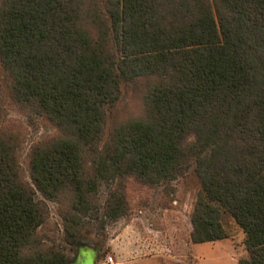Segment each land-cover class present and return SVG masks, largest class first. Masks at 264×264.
<instances>
[{
	"label": "trees",
	"instance_id": "trees-1",
	"mask_svg": "<svg viewBox=\"0 0 264 264\" xmlns=\"http://www.w3.org/2000/svg\"><path fill=\"white\" fill-rule=\"evenodd\" d=\"M106 3L111 24L95 42L83 28L86 0L0 6V56L15 96L66 134L34 152L37 189L47 197L73 192L80 209L99 182L173 179L194 163L202 190L192 243L227 238L224 211L246 235L250 259L240 264H264V0ZM111 30L118 61L105 48ZM140 77H154L145 118L118 127L99 155L106 108L119 100L123 81ZM87 153L101 167L92 177L83 168ZM122 206L118 199L113 214ZM46 214L0 140V264H69L40 237ZM65 221L75 238L81 218Z\"/></svg>",
	"mask_w": 264,
	"mask_h": 264
},
{
	"label": "rangeland",
	"instance_id": "rangeland-1",
	"mask_svg": "<svg viewBox=\"0 0 264 264\" xmlns=\"http://www.w3.org/2000/svg\"><path fill=\"white\" fill-rule=\"evenodd\" d=\"M106 1L86 0L82 11L83 28L94 42L104 36L103 24L107 27L111 24ZM3 2L0 0V6ZM88 9L90 15H87ZM106 39L105 48L118 61L112 30ZM153 80L154 77H140L122 82L119 100L106 108L99 155L108 151L106 145L118 127L145 118V97ZM13 87L12 72L0 56V140L11 147L20 180L35 190L36 198L47 207L45 222L38 229L43 243L59 248L69 264H77L82 259L92 264H142L150 258H161L163 264H240L250 259L244 231L224 211L220 221L227 238L213 243H192L191 218L202 190L194 163L182 166L184 169L173 179L147 182L136 175H122L114 181L99 182L97 193L80 209L75 208L73 192L57 197L42 194L34 181L32 157L37 149L66 134L44 112L19 102ZM93 155L85 154L83 161V168L91 177L101 170L98 164L92 163ZM117 198L122 200L123 208L122 213L118 211L114 215ZM74 217H80L81 221L75 238H71L65 219Z\"/></svg>",
	"mask_w": 264,
	"mask_h": 264
},
{
	"label": "crops",
	"instance_id": "crops-1",
	"mask_svg": "<svg viewBox=\"0 0 264 264\" xmlns=\"http://www.w3.org/2000/svg\"><path fill=\"white\" fill-rule=\"evenodd\" d=\"M142 264H163L161 258H150L142 262Z\"/></svg>",
	"mask_w": 264,
	"mask_h": 264
},
{
	"label": "water",
	"instance_id": "water-1",
	"mask_svg": "<svg viewBox=\"0 0 264 264\" xmlns=\"http://www.w3.org/2000/svg\"><path fill=\"white\" fill-rule=\"evenodd\" d=\"M77 264H92L91 262L87 261L86 259H82L80 262Z\"/></svg>",
	"mask_w": 264,
	"mask_h": 264
}]
</instances>
